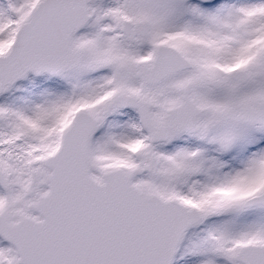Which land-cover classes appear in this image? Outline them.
I'll use <instances>...</instances> for the list:
<instances>
[{"label": "snow or ice", "instance_id": "6c2138e0", "mask_svg": "<svg viewBox=\"0 0 264 264\" xmlns=\"http://www.w3.org/2000/svg\"><path fill=\"white\" fill-rule=\"evenodd\" d=\"M0 264H264V0H0Z\"/></svg>", "mask_w": 264, "mask_h": 264}]
</instances>
